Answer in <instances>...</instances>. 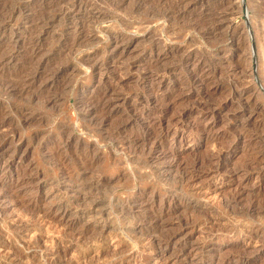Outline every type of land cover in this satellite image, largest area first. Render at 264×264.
Here are the masks:
<instances>
[{"label":"rangeland","instance_id":"obj_1","mask_svg":"<svg viewBox=\"0 0 264 264\" xmlns=\"http://www.w3.org/2000/svg\"><path fill=\"white\" fill-rule=\"evenodd\" d=\"M0 264H264V0H0Z\"/></svg>","mask_w":264,"mask_h":264},{"label":"bare ground","instance_id":"obj_2","mask_svg":"<svg viewBox=\"0 0 264 264\" xmlns=\"http://www.w3.org/2000/svg\"><path fill=\"white\" fill-rule=\"evenodd\" d=\"M230 46V45H229ZM196 77V76H195ZM194 77V78H195ZM199 102V101H198ZM210 109V108H209ZM245 117H246V115H245ZM218 162V161H217ZM177 163V162H176ZM199 168V167H198ZM194 173V172H193ZM178 178V177H177ZM207 198V197H206ZM234 202V201H233ZM184 224V223H183ZM163 230V229H162ZM159 240V239H158ZM162 241V240H161ZM170 256V255H169ZM164 260V259H163ZM166 263V262H165Z\"/></svg>","mask_w":264,"mask_h":264}]
</instances>
